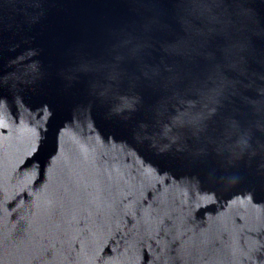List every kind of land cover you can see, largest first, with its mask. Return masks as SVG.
Returning a JSON list of instances; mask_svg holds the SVG:
<instances>
[{
    "label": "water",
    "instance_id": "obj_1",
    "mask_svg": "<svg viewBox=\"0 0 264 264\" xmlns=\"http://www.w3.org/2000/svg\"><path fill=\"white\" fill-rule=\"evenodd\" d=\"M0 264H264V0H0Z\"/></svg>",
    "mask_w": 264,
    "mask_h": 264
}]
</instances>
